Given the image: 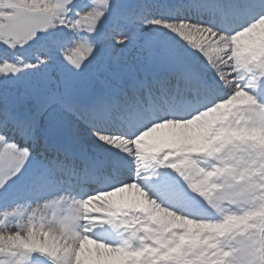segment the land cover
Returning <instances> with one entry per match:
<instances>
[{"label":"snow or ice","instance_id":"1","mask_svg":"<svg viewBox=\"0 0 264 264\" xmlns=\"http://www.w3.org/2000/svg\"><path fill=\"white\" fill-rule=\"evenodd\" d=\"M0 264H264V0H0Z\"/></svg>","mask_w":264,"mask_h":264}]
</instances>
